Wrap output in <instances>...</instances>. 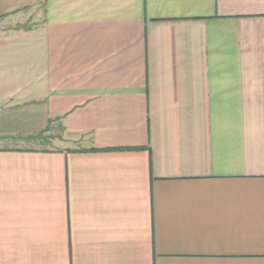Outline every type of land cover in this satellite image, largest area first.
Returning a JSON list of instances; mask_svg holds the SVG:
<instances>
[{
	"label": "crops",
	"instance_id": "1",
	"mask_svg": "<svg viewBox=\"0 0 264 264\" xmlns=\"http://www.w3.org/2000/svg\"><path fill=\"white\" fill-rule=\"evenodd\" d=\"M0 21V264H264V0Z\"/></svg>",
	"mask_w": 264,
	"mask_h": 264
},
{
	"label": "rangeland",
	"instance_id": "2",
	"mask_svg": "<svg viewBox=\"0 0 264 264\" xmlns=\"http://www.w3.org/2000/svg\"><path fill=\"white\" fill-rule=\"evenodd\" d=\"M9 24L5 21H0V28L7 27Z\"/></svg>",
	"mask_w": 264,
	"mask_h": 264
}]
</instances>
